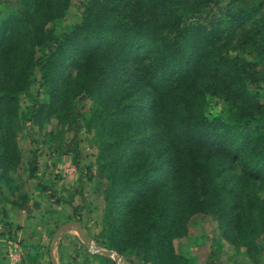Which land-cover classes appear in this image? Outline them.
Segmentation results:
<instances>
[{"label": "trees", "instance_id": "trees-1", "mask_svg": "<svg viewBox=\"0 0 264 264\" xmlns=\"http://www.w3.org/2000/svg\"><path fill=\"white\" fill-rule=\"evenodd\" d=\"M69 4L20 0L0 20V178L19 158L17 119L51 115L71 83L91 92L107 128L106 249L190 264L172 238L195 212L254 244L264 232V84L252 69L264 60V0H79L76 18L57 26ZM207 95L222 101L212 115Z\"/></svg>", "mask_w": 264, "mask_h": 264}, {"label": "rangeland", "instance_id": "rangeland-1", "mask_svg": "<svg viewBox=\"0 0 264 264\" xmlns=\"http://www.w3.org/2000/svg\"><path fill=\"white\" fill-rule=\"evenodd\" d=\"M78 1L70 0L57 26L76 18ZM19 2L0 0V20ZM22 57L21 52L13 54L11 73ZM252 69L255 83L263 85L264 60H255ZM70 74L73 76L74 69ZM29 88L34 91L36 84L31 83ZM39 96L45 97V93ZM25 102L18 100L17 110ZM93 103L91 92H76L70 83L61 90L51 115H43L37 123L17 119L19 158L7 171L9 182L0 178V264L24 262L23 255L29 249L34 261L50 264L48 245L52 233L60 223L72 220L79 221L96 246L106 248L101 243L106 236L99 222L104 177L98 173V163L107 128L105 124L99 125L92 113ZM221 105L220 98L207 95L205 112L212 115ZM39 184L48 189L41 191ZM14 198L22 203L12 204L9 200ZM253 243L238 242L211 215L201 212L191 214L181 234L172 238L174 252L187 256L190 264H264V232ZM109 249L129 264H152L150 260L143 263L135 247L126 246L121 253ZM53 257L56 264H116L110 255L87 250L75 225L67 227L56 240Z\"/></svg>", "mask_w": 264, "mask_h": 264}, {"label": "water", "instance_id": "water-1", "mask_svg": "<svg viewBox=\"0 0 264 264\" xmlns=\"http://www.w3.org/2000/svg\"><path fill=\"white\" fill-rule=\"evenodd\" d=\"M71 225H75L77 235L81 239V241L83 242L87 250H89L90 252H101V253L110 255L116 264H129L126 260L119 257L112 249H106V248L96 246L90 240V238L86 235V233L82 230V227L79 221L77 220L62 222L53 231L49 245H48V256H49L50 264H56L54 257H53V246L56 240L59 238L62 232Z\"/></svg>", "mask_w": 264, "mask_h": 264}, {"label": "crops", "instance_id": "crops-1", "mask_svg": "<svg viewBox=\"0 0 264 264\" xmlns=\"http://www.w3.org/2000/svg\"><path fill=\"white\" fill-rule=\"evenodd\" d=\"M29 250H28V252H29ZM28 252L24 253V255H23V257L25 259L24 262L23 261H15L14 260V261H6V262L5 261L4 262L2 261V263H4V264H26L27 261H30V264H40V261H34V259H32V256L33 255H31L30 252L29 253ZM54 252H56V248H54ZM0 263H1V261H0Z\"/></svg>", "mask_w": 264, "mask_h": 264}]
</instances>
